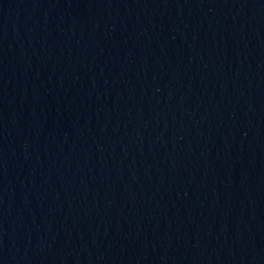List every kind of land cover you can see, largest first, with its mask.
I'll use <instances>...</instances> for the list:
<instances>
[{
	"label": "water",
	"instance_id": "water-1",
	"mask_svg": "<svg viewBox=\"0 0 264 264\" xmlns=\"http://www.w3.org/2000/svg\"><path fill=\"white\" fill-rule=\"evenodd\" d=\"M0 264H264V0H0Z\"/></svg>",
	"mask_w": 264,
	"mask_h": 264
}]
</instances>
